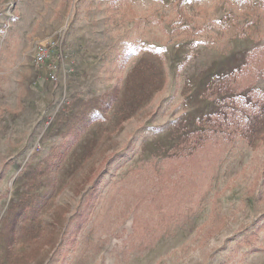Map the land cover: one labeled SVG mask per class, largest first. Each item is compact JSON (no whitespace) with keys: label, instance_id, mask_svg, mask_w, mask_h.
Returning <instances> with one entry per match:
<instances>
[{"label":"rangeland","instance_id":"1","mask_svg":"<svg viewBox=\"0 0 264 264\" xmlns=\"http://www.w3.org/2000/svg\"><path fill=\"white\" fill-rule=\"evenodd\" d=\"M261 47L264 0H0V264H264Z\"/></svg>","mask_w":264,"mask_h":264},{"label":"crops","instance_id":"2","mask_svg":"<svg viewBox=\"0 0 264 264\" xmlns=\"http://www.w3.org/2000/svg\"><path fill=\"white\" fill-rule=\"evenodd\" d=\"M28 3L29 2L26 3L27 9L30 5ZM49 8L51 9V6H49ZM49 12L51 13V10ZM38 45L47 44L45 42L39 44L35 43V48ZM67 52L68 57L61 65L46 67L39 70L40 74L37 78L41 81L43 79L44 82L49 83L50 85L57 86L62 103L68 102L70 99L76 98V96L80 95V92L84 89L83 87H85L86 84H89L85 78V73L94 66V53L90 51L88 54H85L81 51L80 43L75 35L71 36L69 39ZM34 83L38 82L35 81ZM85 90H89V88Z\"/></svg>","mask_w":264,"mask_h":264},{"label":"trees","instance_id":"3","mask_svg":"<svg viewBox=\"0 0 264 264\" xmlns=\"http://www.w3.org/2000/svg\"><path fill=\"white\" fill-rule=\"evenodd\" d=\"M262 52H264V47H261L257 50H254L253 52H251L248 55V58L246 60V64L243 67L245 68L249 64H254L256 69H255V72L253 73V76H252V82L244 85L243 89H247V88L251 87L259 75L264 80V55L260 56L262 54ZM87 200H88L87 203H89L90 199L88 198ZM89 206H91L90 203H89Z\"/></svg>","mask_w":264,"mask_h":264},{"label":"built area","instance_id":"4","mask_svg":"<svg viewBox=\"0 0 264 264\" xmlns=\"http://www.w3.org/2000/svg\"><path fill=\"white\" fill-rule=\"evenodd\" d=\"M52 52L53 51L51 47H47L45 45H38L36 47V53L34 57L35 64L38 66L47 65V67L57 66L51 62V60L54 58ZM60 56H61L60 54L56 55L57 58H59Z\"/></svg>","mask_w":264,"mask_h":264}]
</instances>
